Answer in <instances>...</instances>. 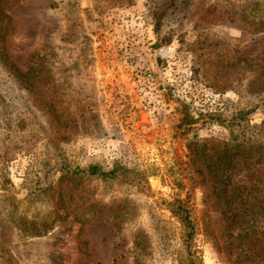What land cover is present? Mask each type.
<instances>
[{
	"label": "rangeland",
	"instance_id": "1",
	"mask_svg": "<svg viewBox=\"0 0 264 264\" xmlns=\"http://www.w3.org/2000/svg\"><path fill=\"white\" fill-rule=\"evenodd\" d=\"M0 264H264V0H0Z\"/></svg>",
	"mask_w": 264,
	"mask_h": 264
},
{
	"label": "trees",
	"instance_id": "2",
	"mask_svg": "<svg viewBox=\"0 0 264 264\" xmlns=\"http://www.w3.org/2000/svg\"><path fill=\"white\" fill-rule=\"evenodd\" d=\"M243 119H244V116H243ZM98 169L99 168H97V167H90L88 170L87 169L82 170V173H88L89 172L90 175H96ZM107 174H108V172H107ZM245 222H247V221L245 220Z\"/></svg>",
	"mask_w": 264,
	"mask_h": 264
},
{
	"label": "bare ground",
	"instance_id": "3",
	"mask_svg": "<svg viewBox=\"0 0 264 264\" xmlns=\"http://www.w3.org/2000/svg\"><path fill=\"white\" fill-rule=\"evenodd\" d=\"M127 75V74H126Z\"/></svg>",
	"mask_w": 264,
	"mask_h": 264
}]
</instances>
